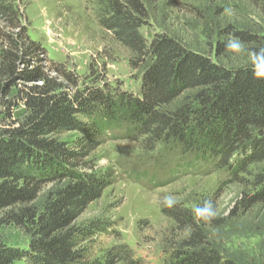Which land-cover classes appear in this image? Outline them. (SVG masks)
<instances>
[{"label":"trees","instance_id":"obj_1","mask_svg":"<svg viewBox=\"0 0 264 264\" xmlns=\"http://www.w3.org/2000/svg\"><path fill=\"white\" fill-rule=\"evenodd\" d=\"M248 1L264 16V0ZM102 4L99 25L128 53L130 67L140 76L139 94L110 89L105 82L99 86V76L78 90L62 63L52 66L56 78L39 69L22 70L26 76L36 72L42 83L21 92L20 118L0 126V210L7 209L0 222L23 231L27 244L14 247L0 239V264L133 263L125 245L92 259L85 243L107 226L99 219L75 223L107 185L89 157L105 134L123 123L133 126L135 139L145 137L144 149L174 138L180 149H194L197 157H219L218 165L231 172L226 184L239 182L250 165L264 161V78L254 77L252 64L222 65L169 34L148 40L141 32L151 19L145 0ZM21 17L14 0H0V84L13 80L17 63L45 62L43 47L28 38ZM219 33L249 45L264 42V33L232 24ZM225 45L219 43V52ZM66 132L76 135L56 138ZM238 151L243 158L230 163ZM251 177L253 192L244 194L229 216L212 219L213 226H225L239 207L264 205V170ZM45 184L49 187L42 191ZM168 216L189 231L167 264H247L223 257L191 212L173 206ZM259 252L264 264V234Z\"/></svg>","mask_w":264,"mask_h":264},{"label":"rangeland","instance_id":"obj_2","mask_svg":"<svg viewBox=\"0 0 264 264\" xmlns=\"http://www.w3.org/2000/svg\"><path fill=\"white\" fill-rule=\"evenodd\" d=\"M102 1L14 0L26 35L43 47L45 62L17 63L13 80L1 81V127L20 118L21 92L42 83L36 72L26 76L22 70L39 69L43 75L56 78L58 74L52 66L62 63L72 80H76L78 90L94 84L91 81L99 76L103 80L98 82L99 86L105 82L110 89L139 94L140 76L130 67L128 53L99 25ZM145 1L150 5L151 19L141 27V32L148 40L154 34L172 35L188 48L228 67L252 64L250 56L264 57V42L249 45L232 34L220 37V29L227 24L239 30L264 33V16L248 0ZM2 27L0 22V30ZM222 41L226 43L225 49L219 52ZM233 43L238 50H231ZM75 135L66 132L56 138L68 140ZM135 136L129 123L112 128L89 157L107 182L101 196L75 220L81 224L99 219L107 226L85 243L90 247L92 259L101 260L105 250L125 245L133 263L116 264H167L189 230L178 227L168 216L170 207H165V202L176 201L175 207L195 215L197 207L211 201L216 217H227L244 194L253 192L251 175L264 170V161L250 165L247 174L239 175V182L226 184L232 179L231 172L228 166L218 165L219 157H197L194 149H180L174 138L144 149L140 144L145 137L135 139ZM241 158L238 151L230 156L229 162ZM48 187L49 184L43 185L42 191ZM6 210H0V218ZM198 224L223 257L262 264L259 251L264 234V205L244 211L237 208L222 227L204 220H198ZM0 239L14 247L27 244L23 231L1 222Z\"/></svg>","mask_w":264,"mask_h":264},{"label":"clouds","instance_id":"obj_3","mask_svg":"<svg viewBox=\"0 0 264 264\" xmlns=\"http://www.w3.org/2000/svg\"><path fill=\"white\" fill-rule=\"evenodd\" d=\"M234 40V39H232ZM231 50H238L235 43L231 44ZM264 51V49H262ZM251 63L253 65V74L256 78H264V57H257L252 59L250 56ZM176 201H167L164 203L165 207H173ZM213 204L211 201H205L203 207H197L195 211V216L198 219L204 220L205 222H210L217 216L216 210H212ZM215 209V208H214Z\"/></svg>","mask_w":264,"mask_h":264}]
</instances>
